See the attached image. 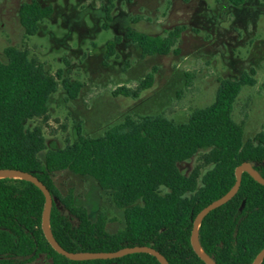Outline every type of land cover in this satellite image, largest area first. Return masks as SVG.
Returning a JSON list of instances; mask_svg holds the SVG:
<instances>
[{
	"label": "trees",
	"instance_id": "1",
	"mask_svg": "<svg viewBox=\"0 0 264 264\" xmlns=\"http://www.w3.org/2000/svg\"><path fill=\"white\" fill-rule=\"evenodd\" d=\"M230 1L241 5L246 0ZM51 15V7L36 1L24 4L20 20L27 36H35L41 22ZM126 34L145 54H167L180 36L179 31L162 38L131 29ZM6 58L0 62V169L34 175L58 200L49 223L60 246L74 253L151 247L169 264H206L191 245L198 214L232 191L238 166L251 163L264 178V133L246 143L243 127L233 119L243 88L256 84L255 71L238 80H221L214 103L194 111L187 124L177 126L163 115L128 116L99 138L80 134L63 151L43 156L42 129H28L27 123L47 115L59 81L71 100L80 96L83 85L64 79L61 72L56 76L47 73L28 50L9 48ZM154 80L155 69L136 88L120 87L113 94L138 99ZM199 150H209L206 161L213 168L205 175L199 194L183 200L196 184L179 174L176 163L190 160ZM52 164L92 177L112 191L116 205L125 211L126 229L110 235L103 219L93 224L86 209L62 197L47 172ZM44 209L45 196L33 183L0 179V264H29L41 257L52 264H160L147 253L71 261L47 241ZM199 239L216 264H252L264 249V186L243 173L235 197L203 220Z\"/></svg>",
	"mask_w": 264,
	"mask_h": 264
},
{
	"label": "rangeland",
	"instance_id": "2",
	"mask_svg": "<svg viewBox=\"0 0 264 264\" xmlns=\"http://www.w3.org/2000/svg\"><path fill=\"white\" fill-rule=\"evenodd\" d=\"M36 1L52 8L35 36L20 20L24 4ZM177 42L167 54H145L128 38V30ZM9 48L28 50L46 72L80 82V96L71 100L62 86L51 97L45 117L27 123L40 127L46 141L43 156L63 151L80 134L99 138L128 116L163 115L175 125L212 105L220 81L238 80L255 71L254 86L243 88L233 119L243 127L244 142L264 133V0H0V62ZM155 69L153 86L138 99L115 96L120 87L136 88ZM209 150L179 161L180 175L195 182L191 200L203 188ZM53 188L86 209L93 224L101 219L116 235L126 229L125 211L114 193L70 168L47 167ZM29 264H52L46 257Z\"/></svg>",
	"mask_w": 264,
	"mask_h": 264
},
{
	"label": "water",
	"instance_id": "3",
	"mask_svg": "<svg viewBox=\"0 0 264 264\" xmlns=\"http://www.w3.org/2000/svg\"><path fill=\"white\" fill-rule=\"evenodd\" d=\"M248 173L255 181L264 186V178H262L253 168L251 163H244L236 168V184L231 192H229L223 198L213 202L205 209H203L194 221L193 231L191 234V245L194 252L202 259L206 264H216L202 249L199 239V230L203 220L214 210L220 208L221 206L228 203L232 200L235 195L238 193L241 183H242V174ZM2 178H14L27 180L37 186L45 196V209L43 212V232L49 244L52 248L59 253L60 255L66 257L71 261H93V260H114L122 258L124 256L135 254V253H147L154 256L160 264H169L168 260L160 252L156 251L151 247H133L125 248L117 252L112 253H94V252H69L65 250L54 238L51 229H50V213L53 208L54 202L58 200L54 198L50 190L34 175L26 173L23 171L15 169H0V179ZM245 203L241 207L243 211ZM264 260V249L258 254L252 264H261Z\"/></svg>",
	"mask_w": 264,
	"mask_h": 264
}]
</instances>
